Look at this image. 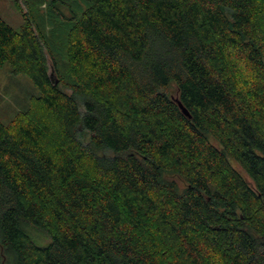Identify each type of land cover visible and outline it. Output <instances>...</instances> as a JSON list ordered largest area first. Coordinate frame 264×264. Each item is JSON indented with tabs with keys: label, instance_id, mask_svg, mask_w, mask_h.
I'll return each mask as SVG.
<instances>
[{
	"label": "trees",
	"instance_id": "trees-1",
	"mask_svg": "<svg viewBox=\"0 0 264 264\" xmlns=\"http://www.w3.org/2000/svg\"><path fill=\"white\" fill-rule=\"evenodd\" d=\"M82 1L67 75L0 17L43 113L0 120V264H264V0Z\"/></svg>",
	"mask_w": 264,
	"mask_h": 264
},
{
	"label": "rangeland",
	"instance_id": "rangeland-1",
	"mask_svg": "<svg viewBox=\"0 0 264 264\" xmlns=\"http://www.w3.org/2000/svg\"><path fill=\"white\" fill-rule=\"evenodd\" d=\"M53 1L59 2V0H0V17L16 31H20L25 26V16L33 19L45 34L53 54L56 56L58 67L63 74L67 75L70 70L66 43L73 26L68 19L73 17V13L80 15L87 6L82 0H61L64 5L60 6L63 13L60 16L59 11L52 6ZM48 64L50 73L53 75L50 57H48ZM53 79L56 83L58 82L56 74H54ZM168 92L175 102H180V94L176 84H170ZM38 96V89L28 77L14 74L8 64L0 66V120L4 124L24 117L30 118L32 114V116L43 115L36 105ZM45 140L47 146L56 144L52 130ZM211 141L215 143L214 140ZM232 165L251 183L239 165L234 162ZM170 179L178 184L180 191L185 188L186 185L181 178L172 176ZM38 234L41 242H49V238L43 234Z\"/></svg>",
	"mask_w": 264,
	"mask_h": 264
},
{
	"label": "water",
	"instance_id": "water-1",
	"mask_svg": "<svg viewBox=\"0 0 264 264\" xmlns=\"http://www.w3.org/2000/svg\"><path fill=\"white\" fill-rule=\"evenodd\" d=\"M178 105L180 106V108L182 109V111L184 112V114H186L188 116V112L184 109V107L182 106V104L179 102Z\"/></svg>",
	"mask_w": 264,
	"mask_h": 264
}]
</instances>
